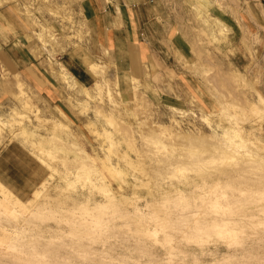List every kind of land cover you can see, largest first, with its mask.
Returning <instances> with one entry per match:
<instances>
[{
  "label": "rangeland",
  "instance_id": "1",
  "mask_svg": "<svg viewBox=\"0 0 264 264\" xmlns=\"http://www.w3.org/2000/svg\"><path fill=\"white\" fill-rule=\"evenodd\" d=\"M92 1L0 0V9L10 6L27 20L21 38L0 24V148L17 141L45 166L43 180L27 193L10 188L25 201L37 187L42 196L25 220L0 213L10 246L1 250L18 264L37 260V251L41 264H54L52 249L45 248L50 242L63 245L59 263L96 258L100 264H264V216L237 211L258 200L250 193L264 188L245 180L260 170L250 167L255 158L246 148L264 159V108L258 105L264 98V0H105V13L118 11L120 22L113 26L123 36V49L119 40L111 46L98 41ZM139 6L145 21L130 26L126 8ZM79 61L92 75L77 72L87 83L79 80L80 69L73 70ZM27 63L57 88L53 102L25 78ZM194 135L208 145L220 138L219 145L242 148L250 170L241 171L243 159L235 165L225 153L214 162L197 154L188 159L189 152H199L198 139L187 140ZM107 152L111 160L122 157L126 191L135 195L117 208H98L89 197L94 167L102 166ZM217 165L233 176L216 173ZM257 198L264 202L263 194ZM214 215L228 219L190 230L196 218ZM179 219L181 234L169 225ZM103 241L112 247L103 250Z\"/></svg>",
  "mask_w": 264,
  "mask_h": 264
},
{
  "label": "bare ground",
  "instance_id": "2",
  "mask_svg": "<svg viewBox=\"0 0 264 264\" xmlns=\"http://www.w3.org/2000/svg\"><path fill=\"white\" fill-rule=\"evenodd\" d=\"M38 34V33H37ZM42 38V37H41ZM94 63V62H93ZM92 64V63H91ZM95 65H97V64H95L94 63V65L93 66H95ZM65 67V66H64ZM64 67H63V69H64ZM96 67V66H95ZM95 67H93V68H95ZM66 68V67H65ZM99 68V67H98ZM65 70V69H64ZM68 70V69H67ZM94 70V69H93ZM96 71H97V69H96ZM63 74V73H62ZM65 75V74H64ZM68 75H69V73H68ZM66 76H67V74H66ZM65 76V77H66ZM67 79H68V76H67ZM70 79V78H69ZM74 81L76 82L77 80L74 78ZM99 83V82H98ZM21 84H22V82H21ZM98 85V84H97ZM83 87V89L87 92V93H89V94H91V91L89 92V87H87V86H82ZM261 95V94H260ZM258 105H260L259 107H262V108H264V98H263V96H261L260 97V99H259V103H258ZM264 110V109H263ZM94 131H96L97 132V130H93V132ZM106 131V130H105ZM109 131V130H108ZM108 131H107V133H106V135L108 134ZM157 130H155V132H156ZM95 133V132H94ZM157 133V132H156ZM70 134V133H69ZM71 135V134H70ZM98 136L99 135H101V133H99V131H98V134H97ZM102 135H103V133H102ZM104 135H105V133H104ZM213 135V134H212ZM189 135H187V137H188ZM190 136H192V135H190ZM189 136V137H190ZM204 136L206 137V135L204 134ZM204 136H198L197 137V135H196V137H195V135H194V137L192 138H187L186 136L184 137V138H187V140L188 139H191V141L194 139H198L197 141H199V142H197L195 145H194V143H193V145H194V148H195V150H197V151H199V152H192L191 154V157L189 156V154H190V152L189 151H187V153L189 152V154H188V159L189 158H192L193 157V155L195 154H197V157L201 160V158L204 156V157H207L208 158V160L210 161V162H214L215 160H216V158L218 157V154L219 153H225V154H223V155H225V156H228V158L229 159H236L235 160V165L236 164H238V157L239 158H242L243 159V162L242 163H244L243 165H240V166H238L239 168H240V170L242 169V170H250V167H254V168H257V167H255L256 165L257 166H259V168H260V170H262V172L260 171V170H258V168H257V173H258V175L255 177V175H254V172H253V175L254 176H248L247 175V172H245L246 174H244V175H247L246 177H245V180L246 181H255V182H257V183H261V185L264 187V159L261 157V155H259L258 153H252V151L251 150H249V148H246V151L248 152V153H250L249 154V156L250 157H253V158H255L254 159V161L252 162V164L254 165V166H251L250 165V167L248 168L247 166H246V164H248L249 162H250V160L248 161V160H245V156H246V154L244 153V151H242L241 149H239L238 147L237 148H235V147H233V146H228V145H225V144H221V145H219V140H220V138L216 141L215 140V138L213 139V138H211V140H215L214 142H209L210 143V145H208V144H206L204 141H206L205 139L203 140V138H204ZM211 136V135H210ZM214 137L216 136V134L215 135H213ZM213 136H211V137H213ZM218 136V135H217ZM216 136V137H217ZM70 137H72V136H70ZM106 137H108V135L106 136ZM201 137V138H200ZM203 137V138H202ZM219 137V136H218ZM75 138V137H74ZM207 138H210L209 136H208V134H207ZM72 139H73V137H72ZM71 139V140H72ZM107 141V140H106ZM210 141V140H209ZM189 142H190V140H189ZM239 143V142H238ZM109 144V143H108ZM111 144V143H110ZM110 144L108 145L109 147H108V149H112V146H110ZM74 145H75V143H74ZM79 145V144H78ZM103 145V144H102ZM215 145L218 147V150L215 148ZM76 148H78L77 150H82L81 148H79L78 146H75ZM106 147V146H105ZM111 147V148H110ZM156 147H158V145H156L155 146V148ZM243 147V146H242ZM192 148V147H191ZM159 149V147L157 148V150H156V152L157 151H159L158 150ZM206 149V150H205ZM75 150V149H74ZM107 150V149H106ZM203 150H205V151H203ZM108 152L110 151V150H107ZM201 151H203V152H201ZM206 151H208V153L206 152ZM107 152V154H108V156L106 157V158H103V159H101V161H102V166H100V165H98L99 163H97L96 165V167H94V170L92 169V168H90L89 167V162H87V165H88V167L89 168H87V170L89 169V171L92 169L93 171H94V174H95V178H92V180H91V182L89 183V186H90V184H92L91 186H95V187H97L98 189V191H99V193H100V191H101V196L99 197V196H97L96 194L94 195V191H95V187L93 188H91V193H90V198H93L94 197V199H95V202H96V206L99 208V207H102L103 205H100V204H104V203H106L107 205H109L108 203H111V204H114V205H116V208L118 207V204L120 203V202H122V201H127L128 200V198L131 196V195H134L133 193L130 195H128V193H127V191H126V188H125V184H127L126 182H129V178L127 177V176H124V177H122L121 176V173L124 171V169H122V167H121V160H122V157H121V160H120V156L118 157V159H115V160H111L112 158H109V153ZM111 152V151H110ZM113 152H115L114 150H113ZM78 153V152H77ZM77 153H76V156H77V158H78V155H77ZM80 153H84V152H80ZM183 153V152H182ZM186 153V154H187ZM111 154V153H110ZM82 155V154H81ZM184 155H185V152H184ZM80 156V155H79ZM82 156H86V157H88V161H90V159H94V160H97L98 161V157H95V156H92V155H90L89 153H87L86 151H85V153L82 155ZM116 156V155H115ZM111 157V156H110ZM186 158H187V156H185ZM41 158V157H40ZM90 158V159H89ZM81 159V158H80ZM87 160V159H85V158H82L81 159V161L82 160ZM100 159V158H99ZM86 162V161H85ZM255 162V163H254ZM82 163V162H81ZM84 163V162H83ZM92 163V162H91ZM86 164V163H85ZM84 164V165H85ZM83 165V164H82ZM83 165V166H84ZM93 165V164H92ZM215 168V170H216V173H218V174H220V173H225V174H227V175H229V177H232L233 176V174L231 175V173H232V171L231 170H228L227 168H225V167H223V166H219V165H217V166H215L214 167ZM241 170V171H242ZM260 171V172H259ZM252 172V171H251ZM92 173V172H91ZM122 174H124V172L122 173ZM125 174H127V173H125ZM248 174H250V173H248ZM231 175V176H230ZM67 177V176H66ZM112 177V178H111ZM113 179H116L117 181H118V183H119V186L117 187V186H115L114 185V183H113ZM119 179L121 180V182L119 181ZM66 180V179H65ZM71 183V182H70ZM69 183V184H70ZM249 184H251V183H249ZM217 185V183H215V187H217L216 186ZM238 185V184H237ZM240 185V184H239ZM247 184H245V186H246ZM219 186V185H218ZM236 186V185H235ZM252 186H253V184H252ZM88 187V186H87ZM239 187V186H238ZM250 187V186H249ZM42 188V187H41ZM89 188V187H88ZM241 188H244V187H241ZM256 188V187H255ZM258 188H260V187H258ZM93 189H94V191H93ZM206 189H207V186L206 187H202V190L203 191H206ZM249 189V188H248ZM96 190V191H97ZM195 190H196V188H195ZM238 190H240V189H238ZM237 190V191H238ZM247 190V189H246ZM35 191V196L33 197V198H29L28 199V201H25V200H23L19 195H17L15 192H13V190H10V188L9 187H7L1 180H0V213H2L3 215H5V216H7L8 218L9 217H11V218H15V219H18V218H21V217H23V219L24 218H26V217H29V215L30 214H32L33 212H34V210L39 206V202H38V200H40L39 199V197L40 196H42V190H40L38 187L34 190ZM89 191V192H90ZM179 191V190H178ZM202 191V192H203ZM257 191H258V189H257ZM182 192V191H181ZM239 192V191H238ZM81 193V192H80ZM135 193V192H134ZM233 193V192H232ZM231 193V194H232ZM89 194V193H88ZM250 194H252V195H255V197H254V199H258V200H260L259 198H257L258 197V195H260V194H263V199H264V188L262 189V190H260L259 189V191L256 193V190H255V192L254 193H250ZM237 195V194H236ZM135 196V195H134ZM156 196V195H155ZM155 196H154V198H155ZM232 196V195H231ZM41 198V197H40ZM89 198V199H90ZM134 198H136V197H134ZM153 198V197H152ZM153 198V199H154ZM200 198V197H199ZM87 199V198H86ZM130 199H131V197H130ZM129 199V200H130ZM88 200V199H87ZM128 200V201H129ZM133 200V199H132ZM132 200L130 201V202H132ZM136 200H137V198H136ZM258 200H255V202H253L251 205L250 204H248V207L247 208H243L242 209V211H239V210H237L239 213L241 212L242 214H244L245 216H247V217H252L253 216V218H257V217H261V216H264V202L262 201V202H259ZM127 201V202H128ZM146 201V200H145ZM149 201V199L147 200V202ZM91 202V201H90ZM94 202V203H95ZM133 202H135V201H133ZM92 203H93V201H92ZM129 203V202H128ZM136 203V202H135ZM150 203V201L148 202V204ZM262 203V204H261ZM123 204H125L124 202H123ZM137 204V203H136ZM147 204V203H146ZM176 204V203H175ZM259 206H258V205ZM260 204H261V206H260ZM98 205H100V206H98ZM126 206H127V204H125ZM125 205H122V206H125ZM138 205V204H137ZM221 205V204H220ZM224 205V204H223ZM174 206H176V205H174ZM119 207H121V206H119ZM136 207V206H135ZM238 207V206H237ZM236 207V208H237ZM136 208H138V206L136 207ZM141 208V207H140ZM235 208V209H236ZM143 209V208H142ZM233 209V208H232ZM235 209H234V211H235ZM259 210V212L260 211H262L261 213H259V214H256V215H253V211L255 212V210ZM107 210V209H106ZM116 210H118V209H115V211ZM120 211V210H119ZM138 211H139V209H138ZM222 212V211H221ZM117 213V212H116ZM220 213V212H219ZM135 214H137V213H135ZM91 215L93 216V213H91ZM189 215H191V214H189ZM128 216H129V214H128ZM133 216V215H132ZM2 217V215L0 216V218ZM125 217V216H124ZM123 217V218H124ZM6 219V218H5ZM27 219V218H26ZM88 219V218H87ZM132 219V218H131ZM181 219H183V218H181ZM185 219V218H184ZM187 219V218H186ZM195 219V218H194ZM228 218L227 217H223V216H221V215H214L213 217H211V218H209V217H207V218H196L195 220V223L197 224L196 226H193V224H194V222L192 223V228L190 229L191 231H193V229H195V230H199V229H204L205 230V228H206V224H207V222H211V223H218V222H221V221H225V220H227ZM14 219H12V221H13ZM25 220V219H24ZM90 220H91V222L90 223H92L93 222V220L94 219H92V218H90ZM89 220V221H90ZM126 220V219H125ZM128 220V219H127ZM177 220V219H176ZM180 220V219H179ZM192 220V219H191ZM11 221V222H12ZM20 221H22L21 219H20ZM129 221V220H128ZM127 221V222H128ZM134 221V220H133ZM141 221V220H140ZM171 221V220H170ZM263 221L261 220V223H262ZM89 223V222H88ZM98 223H99V221H98ZM175 222H170V227H175L176 226V228H177V231L180 233V232H184V230H185V228H184V223H183V221H179V223L178 222H176L175 224H174ZM264 223V222H263ZM263 223L261 224L262 226H263V228L262 229H258L259 231H260V233L262 232L263 234H264V225H263ZM4 224V223H3ZM95 224V223H94ZM203 224H204V226L205 227H203ZM210 224V223H209ZM136 225V224H135ZM139 225V224H138ZM168 225V226H169ZM15 226V225H14ZM20 226V225H19ZM145 226V225H144ZM211 226H213V225H211ZM253 226V225H252ZM86 227V226H85ZM115 227V226H114ZM135 227V226H134ZM190 227V226H189ZM258 227V226H257ZM8 227H5V225H0V263H2V264H4L5 262H7V263H9V264H18V262H16V261H14L13 259L15 258V257H10L9 255V252L10 251H8V249L6 250V251H8V254H7V252L5 253V251H3V250H1V248H7V247H10V246H7L8 244V240H9V238H8V236H7V233H9V230L7 229ZM89 228H90V226H89ZM92 228V227H91ZM90 228V229H91ZM122 228V227H121ZM142 228V227H141ZM141 228H139V229H141ZM214 228H215V226H214ZM253 228V227H252ZM93 229V228H92ZM128 229V228H127ZM189 229V228H188ZM188 229H186L187 231H188ZM219 229V228H218ZM122 230V229H121ZM189 232V231H188ZM254 232H255V230H254ZM175 233V232H174ZM191 233V232H190ZM194 233V232H193ZM252 233V232H251ZM181 234V233H180ZM199 234V233H198ZM250 234V233H249ZM216 235V234H215ZM242 235V234H241ZM244 235V234H243ZM252 235V234H251ZM211 236V235H210ZM238 236V234L236 235V237ZM134 237V236H133ZM252 237V236H251ZM254 237V236H253ZM129 238V237H128ZM131 238V237H130ZM242 238V237H241ZM135 239V238H134ZM244 239V238H243ZM251 239V238H250ZM256 239V238H255ZM86 240V239H85ZM94 240V239H93ZM96 240V239H95ZM210 240V239H209ZM262 240V239H261ZM260 240V241H261ZM144 241V240H143ZM246 241V240H245ZM244 241V242H245ZM257 241H259V239L257 240ZM120 242V241H119ZM118 242V243H119ZM215 242H217V241H215ZM247 242V241H246ZM250 242V241H249ZM252 242V241H251ZM56 243V242H55ZM73 243V242H72ZM150 243V242H149ZM200 243V242H199ZM42 244V243H41ZM112 244L113 243H111V245L110 244H108L107 242H105V241H103L102 242V244H101V246H102V248H103V250H107L108 249V247H112ZM205 244H207V243H205ZM241 244V243H240ZM257 244V243H256ZM78 245L79 246H82V247H88V245H87V243H85V242H82V241H80V242H78ZM77 245V246H78ZM94 245H95V243H94ZM202 245V244H201ZM260 245V244H259ZM35 246V245H34ZM76 246V247H77ZM240 246V245H239ZM12 247V246H11ZM202 247V246H201ZM208 247V246H207ZM218 247V246H217ZM232 247V246H231ZM250 247V246H249ZM37 248H38V245H37ZM45 248H48V249H52V253H53V255H54V258L56 259V260H53V262H54V264H75L73 261L71 262L70 261V259H67V260H63V262L62 263H59L58 262V259L61 257L60 256V254L62 253L61 252V250H62V248H63V245H56V244H51V242L50 243H46L45 244ZM139 248V247H138ZM191 248H193V247H191ZM190 248V249H191ZM200 248V247H199ZM242 248V247H241ZM252 248V247H251ZM65 249V248H64ZM71 249V248H70ZM167 249V248H166ZM173 249V248H172ZM252 249H254V248H252ZM18 250V249H17ZM73 250V249H72ZM143 250V249H142ZM192 250V249H191ZM30 251V250H29ZM64 251H66V249L64 250ZM71 251V250H70ZM205 251V250H204ZM68 252V251H67ZM173 252V251H172ZM202 252V251H201ZM210 252V251H209ZM70 253H72L74 256L76 255L77 256V254H76V252H74V251H71ZM35 255L34 256H36V257H38V259L37 260H32V262L30 261V262H28V260L26 261V263H23L22 262V264H41V258L38 256L39 255V251H37L36 253H34ZM43 254V253H42ZM46 254H47V251H46ZM67 254V256L66 255H64V256H66L67 258L69 257L68 256V253H66ZM203 254V253H202ZM51 255V254H50ZM204 255V254H203ZM11 256H14V255H12L11 254ZM60 256V257H59ZM70 256H71V254H70ZM176 256V255H175ZM260 256V255H259ZM78 257V256H77ZM199 257V256H198ZM62 258V257H61ZM74 258V257H73ZM87 258V257H86ZM263 261H264V259H262ZM56 262V263H55ZM222 262V261H221ZM224 262H225V260H224ZM256 262H257V260H256ZM47 263H51V260L50 261H47ZM237 263V262H236ZM239 263V262H238ZM79 264H100L99 262H98V260L95 258V259H93V258H88L86 261H84V262H80ZM169 264V263H168ZM240 264V263H239ZM244 264V263H243Z\"/></svg>",
  "mask_w": 264,
  "mask_h": 264
},
{
  "label": "crops",
  "instance_id": "3",
  "mask_svg": "<svg viewBox=\"0 0 264 264\" xmlns=\"http://www.w3.org/2000/svg\"><path fill=\"white\" fill-rule=\"evenodd\" d=\"M105 3V0L92 1V6L96 14L94 27L96 29L97 39L100 43L109 46L114 45L119 40L120 46L124 43L123 36L119 37L118 32H116L115 27L113 26V23L120 22L117 16L118 11L115 9L116 12H114V15H110L111 13L109 14L108 12L105 13ZM126 11L125 17L126 14L127 17L124 19V22H131V24L129 23L130 26L135 27V25L138 26V24H140V21H145L140 6L138 8L135 7L132 11H129V9L126 8ZM0 24L6 29H10L13 35L19 34L18 36H20V38L26 34V18L10 6L4 5V7L0 9ZM120 48L123 49V46L121 45ZM32 63H27L25 69H23L25 72V78L33 82L38 90H40L48 100L53 102L58 95L57 88L55 89L52 85L44 81L45 76L41 75L40 72H37L34 65L30 66ZM83 65L82 62H80L79 65L78 63H74L72 67L74 71L76 68L80 69L76 71V73L85 72L84 76H87L88 74L91 75ZM77 75L81 82H88L86 79L82 78L80 74L77 73ZM21 82L22 81L20 80V83ZM0 153V180L9 188H13L15 191L19 192V194L27 193L28 190L33 189L39 182H41V180H43L45 166L41 165L37 159L33 158L29 152H27V149L23 147L22 143L10 141L0 148Z\"/></svg>",
  "mask_w": 264,
  "mask_h": 264
}]
</instances>
